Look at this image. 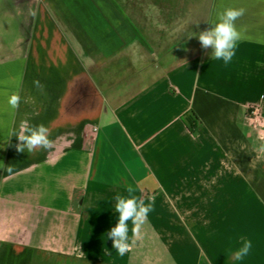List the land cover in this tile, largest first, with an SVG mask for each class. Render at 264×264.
I'll return each instance as SVG.
<instances>
[{
	"label": "crops",
	"instance_id": "1",
	"mask_svg": "<svg viewBox=\"0 0 264 264\" xmlns=\"http://www.w3.org/2000/svg\"><path fill=\"white\" fill-rule=\"evenodd\" d=\"M229 7L224 64L198 34ZM24 123L52 147L17 151ZM262 144L264 0H0V264H264ZM129 186L153 211L121 256Z\"/></svg>",
	"mask_w": 264,
	"mask_h": 264
},
{
	"label": "clouds",
	"instance_id": "2",
	"mask_svg": "<svg viewBox=\"0 0 264 264\" xmlns=\"http://www.w3.org/2000/svg\"><path fill=\"white\" fill-rule=\"evenodd\" d=\"M244 13L245 9L243 8H226L217 13V22L214 23V27L198 34L201 46L204 49H212L211 59L221 60L224 64L232 61L236 54L237 43L241 39V32L237 29L235 22ZM194 35L197 34L193 33L191 36ZM33 83L37 89L43 90L44 85L39 80H35ZM8 103L13 109H18L20 96L13 93L10 95ZM50 134V129L44 124L29 125L24 123L21 125V130L11 134V137L16 136L19 141L16 146L17 151L27 150L32 154L37 150H48L52 147L53 141L49 139ZM259 152L264 153V144L260 146ZM6 170L12 173L13 167L7 166ZM126 192L127 195L121 194L115 197L118 222L108 232V237L113 241V248L121 256L131 251L132 243L141 238V227L146 222L148 214L153 211V203H146L143 198L134 195V189L131 186L127 188ZM129 221L132 225L131 238L129 237ZM251 247V241L245 240L240 249L233 254V259L242 260L249 254Z\"/></svg>",
	"mask_w": 264,
	"mask_h": 264
},
{
	"label": "trees",
	"instance_id": "3",
	"mask_svg": "<svg viewBox=\"0 0 264 264\" xmlns=\"http://www.w3.org/2000/svg\"><path fill=\"white\" fill-rule=\"evenodd\" d=\"M183 121L192 133H196L198 128L201 126L202 121L198 114L194 110L186 112L182 116Z\"/></svg>",
	"mask_w": 264,
	"mask_h": 264
},
{
	"label": "built area",
	"instance_id": "4",
	"mask_svg": "<svg viewBox=\"0 0 264 264\" xmlns=\"http://www.w3.org/2000/svg\"><path fill=\"white\" fill-rule=\"evenodd\" d=\"M250 114L253 115L256 118L261 117V107L260 105L256 104V105H252L250 106Z\"/></svg>",
	"mask_w": 264,
	"mask_h": 264
}]
</instances>
